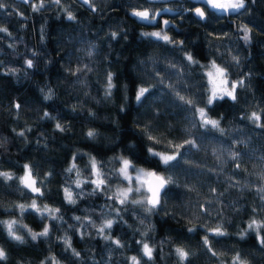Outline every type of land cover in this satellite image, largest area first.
Wrapping results in <instances>:
<instances>
[{"label": "trees", "instance_id": "1", "mask_svg": "<svg viewBox=\"0 0 264 264\" xmlns=\"http://www.w3.org/2000/svg\"><path fill=\"white\" fill-rule=\"evenodd\" d=\"M0 3L6 5L0 8V28L8 30L0 32V173L13 177L0 176V222L16 221L13 230L23 238L12 239L0 223V248L7 253L0 264H132L131 257L140 264H233L237 254L247 264H264V245L247 230L252 219L264 221V192L259 191L264 188V128L247 119L260 112L264 124V0H246L238 13L206 6L204 19L192 13L203 4L199 0H91L96 11L77 0H44L39 11L33 10L39 0ZM165 6L174 11L160 13L154 24L131 14ZM65 10L75 19L69 20ZM164 19L170 21L167 28ZM242 25L251 29L249 42L242 39ZM153 29L184 43L141 35ZM186 54L199 63H189ZM27 60L33 61L31 67ZM211 61L230 80L244 81L235 101L205 104ZM109 73L115 87L106 96ZM140 87L150 92L137 102ZM177 93L204 108L223 132L196 123L192 106ZM89 131L95 135L89 137ZM187 140H195L196 147ZM176 145L184 147L170 168L148 152L176 154ZM118 156L174 181L161 192L156 209L119 204L114 186L120 179L113 175ZM92 157L98 165L103 162L108 184L95 193L94 185L85 183L92 178ZM73 164L79 177L67 171ZM25 165L42 195L16 179ZM76 179L81 188L73 184ZM65 188L75 203L66 201ZM33 201L39 208L59 209L58 219L31 209ZM106 219L114 221L112 228L98 234ZM218 225L226 235L207 231ZM44 227L48 235L32 239L28 230ZM206 235L212 251L204 246ZM117 239L123 247L113 244ZM142 243L152 248L151 260L142 254ZM178 247L190 253L187 260L178 259Z\"/></svg>", "mask_w": 264, "mask_h": 264}, {"label": "snow or ice", "instance_id": "2", "mask_svg": "<svg viewBox=\"0 0 264 264\" xmlns=\"http://www.w3.org/2000/svg\"><path fill=\"white\" fill-rule=\"evenodd\" d=\"M56 4H60V0H54ZM85 4H89L92 11H96L95 6L91 3V0H83ZM206 4H208L213 9L228 11L231 10L232 12H240L241 10L245 9L246 0H205ZM44 6V0H39L38 5H33L34 11H39ZM6 7L3 3H0V8ZM67 18L69 20H74L75 16L68 12L67 10ZM162 11L171 12L172 9H163ZM196 15L200 17L201 19L205 18V13L201 8H195L194 9ZM134 17L138 18L140 21L147 22L148 24H154L157 21V17L160 15V12H157L155 10H136L134 9L131 13ZM162 24L167 28L170 25L169 20H162ZM241 30L243 31V37L242 39L245 42H249L251 40V29L247 25H242ZM7 28H0V32H7ZM112 38H115L117 33L113 32L110 34ZM144 37L154 38L156 41H163L167 44H178L182 45L183 41H174L170 36L163 33V30L157 31V32H144L141 34ZM185 59L189 63H199L198 61H195L191 54H186ZM233 60L237 63L239 62L238 57H233ZM26 64L31 67L33 64L32 60H27ZM171 67L175 68V65H172ZM203 67V66H202ZM77 71H81L80 69H77ZM179 72L180 70L177 69ZM158 75V73L156 74ZM208 84L210 87L206 90L207 92V98L205 100V104L210 106L214 102L218 100H224L225 98H228L230 100L235 101L236 100V89L238 86H243L244 81L243 80H235V81H229L228 80V73L224 68H221L216 64L215 61H211L210 65L208 66V70L205 73ZM229 84L231 85L229 87ZM115 87V85L112 83V74L109 73L107 76V88L105 89L106 96L111 95L112 88ZM169 87H172V85H169ZM150 89L146 87H140L137 89L136 94V101L140 102L142 98H145L146 93H149ZM51 93H49L50 98ZM178 98L183 101L185 105H190L191 110L193 112V118L196 120V123H198L203 128H211L216 129L220 132H223V129L220 128V124L218 120L210 119L207 115V112L204 108H197L195 106V101L192 99L185 98L184 96H179L177 93ZM15 107L19 108L20 105L17 104ZM264 111V110H262ZM45 116H49L48 113H45ZM51 118V117H50ZM248 120L252 121L257 127L264 128V124L261 123V113L260 112H252L248 117ZM56 127L63 131V127L60 123L56 124ZM19 135H24L23 132L19 133ZM89 137H93L95 133L93 131H89L87 133ZM149 140L154 139L153 137L149 136ZM185 144L191 145L192 147H196V141L195 140H187L185 141ZM184 147V145H176L175 148L177 149L176 154L174 155H165L160 152H155L151 148L148 149V152L155 157H159V163L168 166L170 168L172 166L171 162L177 160V157L180 155L179 148ZM239 156V153H232L231 158L233 160H236ZM75 159V158H73ZM114 160L118 161L120 164V167L115 169L113 172V175H115L118 179H121L123 182L127 183L126 188H117L115 192V196L119 204L123 205L126 203H131L134 205H146L147 211L151 212L154 209H156L159 205H161V192L169 185L174 183V181L171 179V177H165L163 175L158 174L156 171H146L143 168L138 167L133 161L130 159L124 158L122 156L114 157ZM89 172L90 178L89 180L85 181V183H90L94 185L93 187V193L97 191H104V189L108 186L107 179L105 178L104 174L102 173L103 168V162H101L99 165L97 164V161L95 157H92L89 162ZM237 168H239V164L236 165ZM25 173L23 176L16 177L17 180H19L20 184L23 185L24 188L29 189L33 193L41 194L40 188L36 187V180L33 179L32 176V170L28 165L24 166ZM167 170V169H166ZM69 173H72L73 171H76L77 177H79L80 173L76 170V165L73 164L70 168L67 169ZM0 176L5 177L6 179H12V175L10 173H0ZM73 184L76 186V188H81L82 182L80 179H76L73 181ZM259 191L264 192V188H261ZM65 193V199L68 203H75V200L73 199V193L69 191L68 188L64 189ZM135 194H141L140 199H129L130 196H133ZM264 199V197H262ZM21 210H24V205L19 206ZM31 209L35 210L36 212L40 213L41 216H49L53 219H58V217L55 215L56 212L59 211V209H51L47 206H45L43 209L39 208L35 201L29 206ZM113 211L116 212L117 216L119 215V211L114 209ZM75 219L79 220L80 217H75ZM4 223L6 225L7 231L9 236L17 241H22V237L16 235V232L13 230L14 225L16 224V221H7V222H0ZM114 221L112 219H106L103 222V225L98 229V234H103L106 229L110 230L113 226ZM264 229V221H257L256 219H252L248 225L247 230H250L252 232H255L257 234L258 241L261 245H264V236L260 235L261 230ZM193 229H189V231H192ZM247 230L240 233L241 238H243L245 235H247ZM207 231L212 233L214 236H224L227 233L223 231L221 226H217L215 228H207ZM29 234L31 235L32 239H36L38 236H47L49 233L48 227H44L42 232H32L31 230H28ZM104 239L108 240L110 239L109 236H104ZM204 246L209 250L212 251L211 245L209 242L208 236H204L203 238ZM68 244V247H71L70 241H65ZM139 243V242H138ZM113 244L118 247H123L121 245L120 241L114 240ZM142 254L147 257L149 260L152 258L153 250L147 243H142L141 247ZM74 255L79 256L80 253L76 252L73 249ZM176 255L180 261H185L188 259L190 253L186 251L183 248H176L175 249ZM213 255H216L215 252H212ZM7 259V253L3 248H0V261H4ZM132 264H140L139 260L136 257H131ZM50 264V262H49ZM233 264H247V262L241 258L239 254H237L235 257H233Z\"/></svg>", "mask_w": 264, "mask_h": 264}, {"label": "rangeland", "instance_id": "3", "mask_svg": "<svg viewBox=\"0 0 264 264\" xmlns=\"http://www.w3.org/2000/svg\"><path fill=\"white\" fill-rule=\"evenodd\" d=\"M202 6L203 7H209V8H211L208 4H206V2H205V0H203L202 1ZM215 10H218V9H215ZM218 11H220V10H218ZM221 11H223V10H221ZM157 31H161V30H159V29H153V30H151V31H149V32H157ZM210 65V64H209ZM208 65V66H209ZM218 65V64H217ZM218 66H220V65H218ZM221 67V66H220ZM222 68V67H221ZM207 70H208V68H207ZM228 78V77H227ZM228 80L231 82V81H234V80H230L229 78H228ZM231 85L229 84V87H230ZM209 87H210V85H209ZM162 153V152H161ZM163 154H165V155H174V153H172V152H167V153H163ZM122 157H124V156H122ZM124 158H126V157H124ZM128 159V158H127ZM138 167H140V168H143V169H145L146 171H152L151 169H149V168H147V167H145V166H143V165H140V164H136ZM120 167V164H119V166H118V168ZM24 173H25V170H24V172H23V174H22V176L24 175ZM158 174H160V175H162L161 173H159V172H157ZM34 179V178H33ZM128 185H127V183H125V182H123L121 179H120V181L119 182H117V183H115V186H114V188H115V192H116V189L117 188H126ZM130 197H133V199H140L141 198V194H135V195H133V196H130ZM41 209H43V208H41ZM10 221V220H9Z\"/></svg>", "mask_w": 264, "mask_h": 264}, {"label": "water", "instance_id": "4", "mask_svg": "<svg viewBox=\"0 0 264 264\" xmlns=\"http://www.w3.org/2000/svg\"><path fill=\"white\" fill-rule=\"evenodd\" d=\"M77 1L80 2V3H82L83 5H89V4H85V3L83 2V0H77ZM199 1H203V0H199ZM195 8H201V9L204 11V13H205V10H204L203 6H202L201 4H198V5H196V6L192 9V13H193V15H194L196 18L201 19L200 17H198V16L196 15V13H195V11H194ZM163 9H172V8H170V7H168V6H165V7H162V8H158L156 11H157V12H160V13L167 12V11H162ZM172 10L174 11V9H172ZM173 11H171V12H173ZM205 15H206V13H205Z\"/></svg>", "mask_w": 264, "mask_h": 264}]
</instances>
